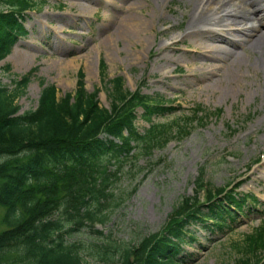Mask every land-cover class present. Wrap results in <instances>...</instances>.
I'll return each mask as SVG.
<instances>
[{"label": "rangeland", "instance_id": "374dc122", "mask_svg": "<svg viewBox=\"0 0 264 264\" xmlns=\"http://www.w3.org/2000/svg\"><path fill=\"white\" fill-rule=\"evenodd\" d=\"M37 1L43 3L28 12L24 20L27 35L0 61V85L9 90L15 88L20 75L36 69L15 100L19 112L36 107L41 82L54 84L58 96L73 91L79 68L84 73L86 90L98 88L101 107H110V80L117 76L122 77L123 91L140 88L142 93L160 97L174 107L170 114L152 117L154 124L171 126L168 141L149 153L139 146L133 157L121 162L118 178H113L110 185L113 196L99 214L105 215L104 222H95L94 232L89 227L75 230L68 240L114 239L136 245L144 236L160 232L184 198L196 194L202 202V189L216 190L239 183L236 192L250 193L252 199L235 215L230 228L223 232L207 229L205 225L210 221L190 225L193 238L182 243L181 255L184 264H235L246 257L252 259V264H264L255 263L256 257L264 256L263 250L246 252L247 237L264 226V72L256 70L257 55L237 49L239 55L244 54V62L241 67L229 69L235 78L223 72L234 67L226 60L220 62V69L203 72L193 39L187 38L179 44V50L169 48L157 57L158 44L168 43L186 25L189 7L183 8L187 4L181 0ZM134 3L132 8L137 13L154 14L157 19L148 33L151 47L143 50L142 58L130 62L128 52H138L139 45L128 46L124 37L113 30L119 22L115 5L126 8ZM169 26L170 31L162 32ZM18 53L26 58L18 60ZM101 63L105 64L103 73ZM196 106L204 109L197 115L202 120L192 117ZM216 109H220L219 114L205 115ZM140 112L138 108L135 124L143 132L149 123ZM176 122L185 126L184 134L173 135ZM4 159L0 155V162ZM118 167L114 162L109 170ZM201 169L204 186L197 193L196 178ZM83 258L88 264H106L97 257Z\"/></svg>", "mask_w": 264, "mask_h": 264}, {"label": "trees", "instance_id": "16d2710c", "mask_svg": "<svg viewBox=\"0 0 264 264\" xmlns=\"http://www.w3.org/2000/svg\"><path fill=\"white\" fill-rule=\"evenodd\" d=\"M38 5L37 0H0V60L27 34L26 10ZM104 66L101 63L102 73ZM35 70L20 75L13 90L0 85V155L5 156L0 162V264H88L83 255L106 264H184L185 257L179 254L183 241L192 238L189 225L210 218L205 227L223 232L229 228L227 220L233 222L250 199L231 188L206 187L202 202L196 194L184 198L160 232L144 236L136 245L113 239L68 240L73 231L104 222L105 215L99 214L113 196L110 185L118 178L121 162L133 157L139 146L149 153L168 141L171 126L154 124L152 117L170 114L174 107L140 88L123 91L119 76L110 80V107H101L98 88L86 90L79 68L73 91L58 96L54 84L41 82L36 107L19 112L15 100ZM137 108L149 123L143 132L135 124ZM202 111L196 107L192 117L202 120L197 116ZM176 125L173 135L184 134L185 126ZM114 162L119 167L109 170ZM202 179L201 169L197 193L204 186ZM262 250L264 226H259L247 237L246 252ZM263 260L264 256H258L255 263ZM252 262L246 257L235 264Z\"/></svg>", "mask_w": 264, "mask_h": 264}, {"label": "bare ground", "instance_id": "6f19581e", "mask_svg": "<svg viewBox=\"0 0 264 264\" xmlns=\"http://www.w3.org/2000/svg\"><path fill=\"white\" fill-rule=\"evenodd\" d=\"M181 1L187 4L183 8L189 7L188 13L186 12L188 14L186 25L178 35L170 38L168 43L162 41L158 44L157 57L169 48L179 50V44L189 38L193 39V43L199 49L195 54L200 57V69L205 73L220 69V62L226 60L227 63H233L234 67L223 72H227L226 77L235 78L229 69L241 67L244 62V54L239 55L237 52L239 48L256 54L255 60L258 66L256 70L264 72V0ZM133 5L136 4L128 5L126 8L121 4L115 5L116 11L119 12V22L113 30V33L116 32L124 37L123 41L127 42L128 46L139 45L138 52L134 50L128 52L130 62L142 58L143 50L151 47L148 33L153 30V23L157 19V16L154 19V14L144 16L137 13V9L132 8ZM171 29L172 26H169L162 32L166 33ZM186 50L193 52V49ZM16 58L23 61L26 57L18 53ZM172 61L166 59V62Z\"/></svg>", "mask_w": 264, "mask_h": 264}]
</instances>
